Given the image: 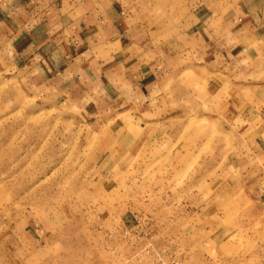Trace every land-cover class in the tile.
<instances>
[{
	"label": "rangeland",
	"instance_id": "obj_1",
	"mask_svg": "<svg viewBox=\"0 0 264 264\" xmlns=\"http://www.w3.org/2000/svg\"><path fill=\"white\" fill-rule=\"evenodd\" d=\"M167 22L171 45L146 61L162 88L150 101L152 114L143 116L121 109L88 117L56 83L35 82L36 70L23 67L0 35V264H87L83 256L98 245L114 264V242L131 236L144 253L135 261L146 264L150 255L167 264L146 242L157 235L142 225L151 220L198 222L202 227L186 229L190 237L207 230L232 239L236 246L224 250L236 264H264V138L257 130L264 84L257 64L250 65L249 87L229 86L225 67L215 75L184 68L198 50L194 30L202 28L206 47L227 45L226 23L237 27L238 19ZM186 29L188 36L175 34ZM172 42L186 51L181 66L171 60L178 53ZM91 100L92 93L83 103Z\"/></svg>",
	"mask_w": 264,
	"mask_h": 264
},
{
	"label": "crops",
	"instance_id": "obj_2",
	"mask_svg": "<svg viewBox=\"0 0 264 264\" xmlns=\"http://www.w3.org/2000/svg\"><path fill=\"white\" fill-rule=\"evenodd\" d=\"M181 19L229 23L238 19L237 27L226 23L225 35L231 41L227 45L206 47L202 28L198 32L176 31L178 36L192 32L198 43V50L192 52L189 64L183 63L184 68L215 75L217 68L225 67L229 86L249 87L250 65L257 64L259 83L264 84V0H0V35L18 52L23 67L36 70L35 82L56 83L57 92L82 106L88 117L98 119L121 109L138 116L152 114L150 101L162 87L146 61L155 51L164 55L173 33L167 21ZM175 49L178 53L171 60L181 66L186 51L181 45ZM256 52L261 56H255ZM238 76L241 80L235 82ZM90 85H96V90ZM91 93L92 100L83 103ZM257 130L264 138V124ZM143 224L158 229L146 242L167 264H236L239 260L224 250L235 247L237 241L210 237L207 230L190 237L186 229L202 227L198 222L188 227L173 220ZM117 240L114 264L143 262L135 261L144 254L141 242L132 236ZM171 242L176 244L173 249ZM89 250L92 252L83 256V262L108 264L109 255L100 245ZM148 256L146 264H159Z\"/></svg>",
	"mask_w": 264,
	"mask_h": 264
},
{
	"label": "built area",
	"instance_id": "obj_3",
	"mask_svg": "<svg viewBox=\"0 0 264 264\" xmlns=\"http://www.w3.org/2000/svg\"><path fill=\"white\" fill-rule=\"evenodd\" d=\"M121 14H123V12H121ZM172 264H182L180 261H177L176 263H172Z\"/></svg>",
	"mask_w": 264,
	"mask_h": 264
}]
</instances>
